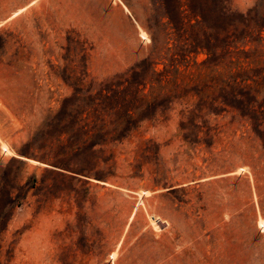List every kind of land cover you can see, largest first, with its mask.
<instances>
[{"label": "rangeland", "instance_id": "rangeland-1", "mask_svg": "<svg viewBox=\"0 0 264 264\" xmlns=\"http://www.w3.org/2000/svg\"><path fill=\"white\" fill-rule=\"evenodd\" d=\"M215 4L0 0V264H264V87L106 98L131 68L206 61L188 27Z\"/></svg>", "mask_w": 264, "mask_h": 264}, {"label": "trees", "instance_id": "trees-1", "mask_svg": "<svg viewBox=\"0 0 264 264\" xmlns=\"http://www.w3.org/2000/svg\"><path fill=\"white\" fill-rule=\"evenodd\" d=\"M216 19L214 26H210L205 10L200 12L201 20L191 28H202L204 36L199 38L196 47L207 49L208 59L197 63L183 55L181 61L170 60L165 63L162 71L157 69L158 62L151 63V68L145 70L135 67L126 73L106 80L108 89L106 98L110 93L114 98H122L124 103H141L142 106L151 108L160 103L175 102L187 97L182 91L190 87H214L222 89L252 90L264 87V18L263 16L253 22L249 14H240L226 6V0H217L215 4ZM168 25L176 27L175 20L171 19ZM188 29V31H189ZM187 31V29L185 30ZM258 35L254 49H247L252 39V34ZM187 35V32L184 33ZM188 45V40L185 41ZM195 47V48H196ZM149 88V92L146 90ZM227 97L236 98L234 92L224 95L219 99L227 104ZM201 101L205 99L200 96ZM131 107V106H130ZM139 108H129L125 118L114 123L105 122L117 128L128 127L137 115ZM122 137V136H114Z\"/></svg>", "mask_w": 264, "mask_h": 264}]
</instances>
